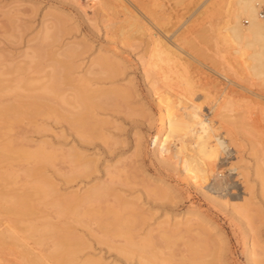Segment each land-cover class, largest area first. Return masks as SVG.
Listing matches in <instances>:
<instances>
[{
    "label": "rangeland",
    "instance_id": "obj_1",
    "mask_svg": "<svg viewBox=\"0 0 264 264\" xmlns=\"http://www.w3.org/2000/svg\"><path fill=\"white\" fill-rule=\"evenodd\" d=\"M126 7L129 9H126ZM226 7L227 0H0V55L2 56V59L5 58L7 61H10L9 63L12 62L13 64H17L18 62V66H24V64L28 66L27 62L29 60L27 55L32 53L31 47L35 46L33 43H35L43 35L44 26H46L48 23V28H51L52 21H56L54 22V25H56L59 20L58 18L61 17L62 24L60 23L61 29H59L61 31H57V36H54V34L53 36L50 35L55 37L58 42L53 40V43L51 42L52 40L48 39L47 41H43L42 45L45 47V49H49L50 46L48 47V45L54 44L49 49L51 57H54L55 53L56 56L57 53L60 52V54L66 53L67 49H70L69 46H72L71 49H75V52H80V54L76 53L77 56L75 55L74 59H72L73 57L71 58L73 60L71 61L74 64V70L70 73V80H74L76 82V79L80 80V78H88V80L90 79V83L87 79L86 80L88 81L89 85H91L88 86L91 87V89L94 86V88H99V90L102 91L122 88L123 90H126V94L128 93L126 95L127 99H124L122 102H117L118 105L116 107H112V104L114 103H110L111 106L108 104L105 106L104 104L102 108H97L94 110L93 114L97 119L106 121L103 128L100 129V133L103 135L104 141L101 139H95L90 141L92 144L90 142H79L82 139L77 136L78 134L75 132L74 128L70 126V124L64 120L43 115H34L32 118H28V120H24L21 123L19 122V124L17 126L15 125L16 127L14 126V129L10 131L11 138L14 136L13 138L15 143L23 150L26 149L28 151H33V149L37 148L38 146H44L46 151L55 150L58 152V155H60V153L62 154L64 152L66 153L67 151L74 150L84 154L88 158L90 157L89 159L94 161V166L91 173L86 175H76L77 177L74 176V179L72 178L71 181L66 180L63 177V174H66L71 170L70 168L72 167V164H70L68 161L61 160L59 157L48 161V164H46L43 171L45 172L46 176L49 177L52 183L55 184L54 186L59 191V194L62 195L82 193L95 184L113 180L114 177L111 175V178L110 175L108 176V174H105V170L103 172L102 169H105L106 165H114L113 162L120 156L129 159L130 161L127 160L128 162L136 159L139 160L140 165L139 163H137L138 165L136 164L138 167L136 166L135 169H129L127 173L121 174V178L118 179L115 177L113 180L118 185L117 186L115 184L113 187L115 192L117 194L119 193V195L121 193L125 200L128 199V201L131 200V202H135L136 208L133 207L130 210L126 209L127 211L124 210L123 212H120L124 216V220L122 219L123 222L120 219V221L112 223L110 221L108 222L107 219L102 218V221L86 220L80 224L71 221H64L73 225H66L64 222V224H59L60 227H63L64 229L68 228L71 230V232H73L71 234H74V238L69 240V237L66 239V242L68 241L69 244L71 242V244L83 242V244H85V249H83L81 253L77 254L76 257L83 259V257L87 258L91 255H94V257L101 256L103 260L107 261L109 264L112 260H114L115 257L118 258V261H123L124 258L122 256L126 255L129 260H125H128V262L130 261V264H139V262H141L140 264H142V262L143 264H164V262L166 264H171L170 262L175 264V261L177 260L176 258L179 260V258L182 256H191L192 252L194 251H196L195 255L197 257L202 258V251L206 250V252L203 253L204 256L202 259L206 258L205 260H209L211 255L210 252L213 251V245L215 247V245H217L219 242V239L216 240V237H214L216 235L215 231L209 230L208 227H203L202 234L200 231V233H196V230L190 232L180 230L178 232L174 231V233L171 227L170 229L166 227V231V229L164 230L163 228H158L159 225H157L159 221L161 222V220L164 219L163 214L165 215L170 213L169 216H171L174 214L183 213L186 209L193 207L205 215L207 219L212 220L218 225L220 231L223 233L229 244L230 259L234 264H245L243 245L245 242L244 225L246 223V225L249 224L250 228L253 227V232L255 231L256 234L264 236V201L262 198H258L256 195L250 197V202L252 205L249 206V212L246 216V219L242 218L245 221V224L244 221L240 222V220L235 219L233 216H231L228 210L226 211L224 207H222L220 204L217 205L216 202H212L210 199V197H215L221 202L225 200H232L239 203L241 201H239L241 197H246V187L244 183L241 182L243 179L235 174L230 175V177L227 174L230 172L229 169L231 168L233 162L236 161L239 164H243V162L239 161V158L245 160L241 161H244L245 165L247 163L248 166L246 167V170L252 173V168L257 165L256 163L259 161L257 159L260 158H258L261 153L259 149H264V82L261 80L259 81L257 78L255 79L253 76H251L246 68H244L246 72H243L244 69L242 66H239L242 63V61L240 62L241 59L238 60L240 58V54L235 53L237 50H239V47L236 45V43L234 44V42H231V38H228L229 33L226 35L227 32L224 31L223 24L225 21ZM46 13L49 14V17H51V14L53 15V13L59 17H56V20L55 18H52V20L48 17V21L46 22ZM128 13L131 16H133L135 13L134 16L139 22V25L142 26V29H140L139 32L135 33V29L132 30L128 26V18H131ZM259 14L264 18V6L261 8V10H259ZM9 15L10 17H8ZM220 24L222 25L223 30L221 26H219ZM242 24L246 26L247 21L242 19ZM57 26L59 28V24H57ZM55 28L53 26L54 32L56 29H58ZM48 31L52 34L50 29H48ZM119 32H121V34ZM10 35H13L14 38ZM222 37L228 40L223 39ZM32 38L35 41H33ZM225 41H227V43H225ZM45 42H51L52 44H45ZM64 47H68L66 48V51ZM154 47L157 49V52L155 50V54H157L158 51L163 52L166 50V48H169L180 57H178V59L172 60L168 64L163 61H159L157 62L156 67H151L152 65L149 64L155 60V57H152V54L154 53ZM236 47H238L237 50ZM47 49L45 51L48 53ZM51 51H53V54ZM177 51L180 55L177 53ZM99 54L112 57L111 59H113V61L116 60L117 62H115L120 64V71L118 70L117 74H112L110 76L111 78H107L109 75L93 74L92 72L95 71H93V68L91 71L89 65L94 58L96 59L99 56ZM46 55L48 56V54ZM162 55L161 58L164 59L165 56L163 57ZM48 57L50 59V56ZM235 57L238 61L234 59ZM44 58L42 60V65L44 66V69L42 70L43 73L39 72L38 75V72L34 70V76V72L31 70L32 65L34 64H30L31 69L28 70L31 72H28V75H33L29 77L38 79L41 84L47 81L46 76L43 77L45 74L44 70H47L46 72L50 70V68L47 66L45 67L49 59L47 58L48 60L46 59L45 62ZM229 65L231 67H229ZM232 65L236 67L233 68ZM235 69L239 70L240 72L238 73ZM234 70L236 71V75L234 74ZM247 72L248 75L245 74ZM163 76L171 77L170 79H165ZM175 76H190L192 79L191 88L186 89L185 85H183L184 83H182L183 80L181 79V81ZM172 79L175 81L173 82ZM66 83H68V85L65 86ZM66 83L64 86L62 85L63 87H61L64 89V95L70 98L73 95L71 93L72 89H70L72 87H69L71 85L69 82L66 81ZM181 88L183 90H181ZM203 88H205L204 91ZM153 91H156V93L160 95L166 93H168L169 96L172 95L170 99L174 102L178 101L177 95L181 94V92L183 96L187 94L185 97L191 102L201 105L200 107H202V116H207L206 118L209 119L211 118L210 120L212 122L214 120L213 124H217V126L219 125L222 127L220 128L222 131L219 129V134L222 133L221 135H225L224 137H226L225 139L230 150L228 149L227 153L220 154V158L222 159L216 163V168H213L212 172L214 173H212V177L209 178L205 183H202V186L204 187H202L201 190L196 187L194 188V186L183 181V178L180 174L176 173L177 175H175L174 173H168L167 171L165 172L164 170H161V167H159L158 164L152 159L151 141L154 133L157 131V124L155 125L154 122V125H149V123L152 121L151 119L156 118V113H158L156 101H154L156 97L152 95L154 93ZM174 91L178 94L175 95ZM223 91L224 93H222ZM219 93H222V95L224 94L225 96L227 95V100L224 99L226 98L225 96H221ZM206 96L208 98L202 100ZM230 100H233V102H230ZM61 102L62 101H60V103ZM215 102L219 103L216 104ZM222 103L225 104V107ZM64 104L65 103L61 105L64 110L67 108L71 111L76 109L74 110L76 112L80 110V107L79 110H77V108H71L72 106L69 107L70 105L64 106ZM215 104L219 109L216 107L213 109ZM56 105L58 106V104ZM62 108L57 107V109H60V111L63 110ZM215 109L218 111H215ZM220 110L223 112L222 114ZM216 113L218 114L216 115ZM219 113L221 114L220 122V119L215 121L216 117L220 118V116L218 117ZM151 114L152 116H150ZM224 115L228 116L226 118L231 123L230 125L228 124L229 122L224 123L226 120ZM223 118L225 119L224 121L222 120ZM217 121L221 124H218ZM232 124L234 125V129ZM22 125L24 129L22 127L20 128ZM227 127H229V129L231 127L232 128L229 130ZM223 129L227 130L225 131ZM227 131L228 133L231 132L229 135L232 134V137H236H230V139H227V136L229 135L224 134V132L227 133ZM236 133L237 135H235ZM136 135L143 137L142 149L139 155L135 153L134 149L135 139L136 137L138 138ZM5 138L6 137L3 139ZM241 140H243L244 143H241ZM231 141L233 143L237 142L238 148L240 147V150L236 149L237 144L234 143V146ZM20 142L22 144H20ZM251 143H254L259 148L256 147L258 148L257 150L253 149L251 151V149L255 146H251ZM242 144L246 145L244 146L245 148L242 147ZM250 147L252 148L250 149ZM248 149H250L251 152L255 151L253 153L254 155L252 154L253 158L249 156V153L251 154V152ZM258 150L260 153L257 152ZM238 154L240 155L239 157ZM241 156H243V158ZM254 156H257L256 161ZM236 159H238V161ZM18 160H16L17 162H12L13 171H15V174L18 172V178L15 179L16 182L12 186L16 189L19 187V190H21L26 183L31 185L29 183L35 179L34 175H29L30 173L27 174L29 176L26 178V174L23 175V171L21 170L25 168H31L34 164L31 163L32 161H28L26 165L25 161H20V159ZM97 160L99 161L97 162ZM0 170L3 172V170L5 171V168L3 167ZM226 175L228 177H226ZM126 176L127 178L125 179ZM159 176L176 188V193L169 195L168 199H170V201H165V203L164 201L159 202L154 198L152 199V197L148 196L147 192V185L157 186L159 184L154 179V177ZM252 176V174L249 176L250 185L251 183L253 184ZM213 183H221L223 187L221 186V188L216 190L213 186ZM198 184L199 182L197 185ZM206 195L208 196V199ZM35 198H32V203H34ZM171 198L172 200L174 199V201H171ZM38 201H40L39 198H36L34 204H37V206L40 203ZM110 201L108 202L109 204L107 203L108 205L113 204ZM256 204L257 206H255ZM258 206L259 209H257ZM138 207L140 210L139 212L137 210ZM132 212L133 214L134 212H138L140 214L138 217L139 219L127 217L128 213L132 214ZM126 213L127 215H125ZM142 214H144V216ZM44 215L53 216L54 214H52L51 210L48 208L47 210L43 209L42 214L39 213L37 215L38 219L35 221V224L38 221L36 224L38 227L44 224V220L42 219ZM103 219L106 221H103ZM55 221L56 219L53 222ZM139 221L141 222L139 223ZM103 227L106 228L102 230ZM15 228V232L13 233L14 235H12L13 237L6 239V242L3 244V246H0V264H24V259H28V264H44L45 262V264H56L60 258L64 259V253V255L58 253L61 257H59L57 253V255L54 254L51 256L49 255L51 254L49 251H51L52 244L56 240V237L58 239L59 236H62L60 239H65V230L58 235L55 233L57 236H51L52 233H45L46 231L45 229L43 230L44 227H42L41 230L39 229L36 231L38 233L34 232L33 234L31 233L27 236L24 234V232H22V224H15ZM105 229L106 231L108 230L107 235L106 231H104ZM169 231L171 234L167 235L166 233ZM123 232H125V234H123ZM41 233L43 234L42 237ZM100 235L101 237H99ZM124 235H126V239H124ZM162 237H164L163 240ZM207 237H213L214 239L212 238L211 241L210 238L207 239ZM52 239L54 241H52ZM195 240L197 241V244H195ZM36 241L38 242L35 243ZM169 241L171 242L169 243ZM200 241L203 242L200 243ZM127 242L129 244H125ZM143 242L145 244H143ZM15 243L18 245L16 246ZM133 243L135 244L134 246L136 248H132ZM204 243L209 244V251L207 249V245ZM27 247L30 249V251L27 250ZM119 247H123V249H125L121 256H119V254L116 255V252L113 249ZM202 247H205V249ZM126 251L129 253L127 252L126 254ZM38 254L41 257H37ZM198 254H200V256H198ZM205 255L207 256L205 257ZM126 256L125 258H127ZM172 257H175V261L174 258L171 259ZM30 259L32 262L29 261Z\"/></svg>",
    "mask_w": 264,
    "mask_h": 264
},
{
    "label": "bare ground",
    "instance_id": "obj_2",
    "mask_svg": "<svg viewBox=\"0 0 264 264\" xmlns=\"http://www.w3.org/2000/svg\"><path fill=\"white\" fill-rule=\"evenodd\" d=\"M263 6H264V0H227V7L225 10L226 11L225 12V21L223 24L224 31L227 32L226 35H228V33H229L228 38H231V40H232L231 42H234V44L236 43V45H238V47H239V50H237L238 47H236L237 51L235 52L236 54L237 53L240 54L239 55L240 58L238 57L239 58L238 60L241 59L240 62L242 61V63L239 66H242L243 69L246 68V70L249 72V74L251 76H253L255 79L257 78L259 81L261 80L262 82H264V18L261 17V15L259 14V10H261V8ZM100 7H101V5H100ZM102 7H103V5H102ZM126 9H129V8L126 7ZM104 11H105V9H104ZM54 15H55L54 13H53V15L51 14V17H49V14L45 15L47 17L46 22L48 21V17L50 19L55 18V20H56V17L57 18L59 17L58 15H55V16ZM134 15H135V13L133 14V16L130 15L131 18H128L129 21H127V23L129 22L128 26L132 30L135 29L134 32L136 33V32H139L140 29H142V26L139 25V22L137 21V19ZM8 17H10V15ZM7 19H9V18H7ZM58 19L59 20L56 23V25H54V22H56V21H54V22L52 21L53 24L51 23V25H52L51 28L50 27L48 28V26H47L48 23H47L46 26H44L43 35L41 34L42 36L36 41L37 44H36V42L33 43V44H35V46L31 47L32 53L27 55L28 60H29L27 62L28 66L25 65L24 63H23L24 66H21V65L18 66L17 65L18 62H17V64H13L12 62L9 63L10 61H7L5 58L2 59L1 58L2 56L0 55V169H2L3 167L5 168V171L3 170V172L0 170V246L1 247L3 246V244L6 242V239H10L11 237H13L12 235H14L13 233L15 232V229H16L15 224H18V223L23 225V228H22L23 231L22 232H24V234H26L27 236H28V234H31V233L33 234L34 232L38 233L36 231L39 229L41 230L42 227H44L43 230L45 229V231H46L45 233H48V234L52 233L51 236H53V235L55 236L56 234L58 235L59 233H61L65 230V232H64L65 233L64 234L65 239L61 240L60 238H62V236H59L58 239L56 237L55 241L52 239V241H54V243L52 244L51 251H49L51 254L48 253L51 256L54 254L57 255L58 253H61V254L64 253L65 254L66 258L65 257H63L64 259L60 258L62 260L59 259L56 262V264H108V262L104 261L101 256L100 257L95 256L96 257L95 258L94 255H91V256H88L87 258L83 257V259L76 257L77 254L81 253L83 251V249H85L84 248L85 244H83V242H78V243L76 242L74 244H71L72 242L70 244L68 243V241L66 242V239H68L69 237H70L69 240L71 238H74V236H73L74 234L72 235L71 233H73V232H71V230H69L68 228L64 229L63 227H60L59 224L63 223L64 221H71V222H75V223L80 224L86 220L99 221L102 218H105V219H107L108 222L110 221L112 223L118 222V221H120V219L124 220V218H123L124 216L120 212H123L126 209L130 210L133 207L136 208L135 202L133 203V202H131V200L128 201V199L125 200V198L121 195V193H120V195H119V193L117 194L115 192V190L113 189L114 185L116 184L115 181H113V180L115 177L118 179L121 178L122 177L121 174L127 173V171L129 169L130 170L132 168L135 169L136 166L138 165L137 163H139V165H140L139 160L136 159V160H133L131 162H128L127 160H129V159H126L125 157L120 156L113 162L114 165H112V164H111V166L106 165L105 169H102L103 172L105 170V174H108V176L110 175L111 178L113 176L114 177L113 180L105 181L103 183L101 182L100 184H95L86 190L84 189L85 191L83 190L84 192H82V193H77V194L74 193L73 195L71 194L72 196L70 194L62 195V194H59V191L54 186L55 184L52 183V181L49 179V177L46 176L45 172L43 171L46 164H48V161L54 160L55 158L59 157L61 160L68 161L70 164H72V167L70 168L71 170L68 173H66L67 172L66 171L65 172L66 174H63V177L66 180H70V181L72 180V178L74 179V176H76V175H86L88 173H91V171L93 170L94 161L89 159L90 157L88 158L84 154L77 152V151H74V150L73 151H67L66 153L64 152L62 154L60 153V155H58L57 154L58 152H56L55 150L46 151L44 146L43 147L38 146L37 148L33 149V151H28L26 149L23 150L22 148H20V146L18 147V145L14 141V138H13L14 136L11 138V134H10V131H12L14 129V126L15 125L17 126L19 124V122L21 123L24 120H28V118H30V117L32 118V116H34V115H43V116H51V117L66 121L68 124H70V126H72V128H74L75 132L78 134V135L77 134L76 135L82 139L79 142L82 141L85 143V142H90V141L95 140V139L103 140V135L100 133V129L103 128L106 121L97 119L95 117V115L93 114L94 110L97 108H102L104 106V104H105V106L107 104L109 106H111V104L114 103V104H112L113 105L112 107H116L118 105L117 102H122L124 99H127L126 95L128 93L126 94V92H125L126 90H123L122 88L121 89H115V90L113 89V90H107V91L103 90L102 91V90H99V88L98 89L94 88L95 86L92 89H91V87H88V86H91V85H89L90 79L88 80V78L84 79V78L79 77L80 80L76 79V82L74 80L73 81L70 80V76H71L70 73H71V71L74 70V64L72 63V61H73L72 59H74L75 55L77 56V54H80V52H75V49H73V48L71 49L72 46H69L70 49H67L66 53L60 54L61 53L60 52V53H57V56H56L55 52H57V51H55L54 52L55 56L51 57V53L49 52V49L52 45H54L51 42H53V40L58 42L57 39L55 37H52V36H53V34H54V36L55 35L57 36V33L59 31H61V30H59V29H61V24H62L61 23V17ZM242 19L243 20L245 19L247 21L246 26H244L242 24ZM43 22H45V21H43ZM57 24H59V28H58ZM53 26H54V28L55 27L58 28V29L55 28L56 29L55 32L53 31L54 30ZM125 26H126V24H125ZM219 26H221V28L223 30L222 25L220 24ZM45 29H47V30H45ZM48 29L51 30L52 34L48 31ZM10 32H11V30H10ZM119 33L121 34V32H119ZM50 35H52V36H50ZM10 36L13 37V35H10ZM58 37H60V36H58ZM48 39H50L52 41L48 42V43L45 42V44H52V45H48V47L50 46L49 49L46 48L48 51V53H47L45 51L46 49L42 45V43H43V41H45V40L47 41ZM223 39H226V38H223ZM32 40H33V38H32ZM226 40H228V39H226ZM33 41H35V40H33ZM225 43H227V41H225ZM228 44H230V43H228ZM76 47H77V45H76ZM64 48H63V50H64ZM66 48H68V47H66ZM66 48H65V51H66ZM68 50H72V51H68ZM73 50L75 53L73 52ZM153 50H154V53L152 51V53H153L152 57H155L154 59L156 61L154 60L152 63L149 64V65H152L151 67H156L157 62H159V61L160 62L163 61V62L168 64L172 60L178 59V57H180L175 52H173L172 49L170 50L169 48H166V50L163 52L158 51L157 54H155L157 52V49L155 47ZM155 50H156V52H155ZM51 52L53 54V51H51ZM49 53H50V55H49ZM177 53H178V51H177ZM46 54H48V56H50V59ZM101 54H102V52H101ZM101 54H99V56L96 59L94 58L91 61V64L89 65L91 71H92V68H93V71H95L92 73L93 74L95 73V74L109 75L107 78H109L112 74H117L119 67H120L119 66L120 64L116 63L117 62L116 60H115L116 62L113 61V59H111L112 57H108V56L101 55ZM112 54H114V53H112ZM161 55L163 57L165 56V58L164 59L161 58ZM25 56H24V58H25ZM241 57L242 58L244 57L243 58L244 60ZM43 58H44L45 62H46L47 58L49 59V61H47L46 65H45V67L47 66L48 68H50V70L48 72H46L47 70L46 71L44 70L45 74L43 75V77L46 76V78H47L46 82L47 83L43 82L41 84L38 79H35L33 77H29L32 74L28 75V72H29L28 70L31 69L30 68L31 65L34 64V65H32L31 70H33V72H34V70L37 71L38 75H39V72L43 73L42 72V70L44 69V66L42 65ZM234 59L237 60L236 57ZM236 60H235V62H236ZM232 62H234V61H232ZM243 63H244V65H243ZM237 64H239V63H237ZM229 67H231V66L229 65ZM234 67H236V66H233V68ZM235 70H234L235 75H236V71L238 73L240 72L239 70H236V71ZM246 70L244 69L243 72H246ZM248 72L245 74L248 75ZM29 73H31V72H29ZM34 74H35V72L33 73V75ZM163 77L165 79H170L171 76H163ZM175 77L177 79L179 78V80H181V79L183 80L182 83H184L183 85H185L186 89L191 88L192 79L190 78V76H175ZM172 78H173V76H172ZM86 79L89 81V83ZM66 81L69 82L71 85L73 84L72 86L71 85L69 86V87H72V88H70V89H72L71 93L73 94L72 97H70L71 99L68 98L66 95H64V92H63L64 89H62V87L64 86ZM174 81L175 80H173V82ZM181 81H180V83H181ZM74 82H75V84H74ZM36 85H38V86H36ZM66 85H68V83H66L65 86ZM87 87L90 89H88ZM204 89L205 88H203V91H204ZM158 90H159V88H158ZM181 90H183V89L181 88ZM153 92L154 93L152 95L154 97H156L154 99V101H156L158 113H156L157 116L155 119H151L152 121L151 122L149 121L150 123L148 122L149 125L153 124L154 122H155L154 123L155 125L157 124V131H156V133H154V135L152 137V141H151L152 142V153H151L152 159L154 160V162H156L158 164L159 167H161L160 168L161 170H164L165 172L167 171L168 173H174L175 175H177L176 173H178L182 176L183 181L194 186V188L196 187L199 190H201L202 187H204V186H202V183H205L206 181H208L209 178L212 177V175H213L212 173H214V172H212L213 168H216V166H217L216 163L220 159H222V158H220V154L227 153V150L229 149V145L227 144V141L225 139L226 137H224L225 135L224 136L221 135L222 133L219 134V129L222 127L219 125L217 126V124H213L214 120L212 122L210 120L211 118L209 119V118H206L207 116L206 117L202 116L203 114H201V109H202V107H200L201 105H198L197 103L194 104V102H191L188 98L185 97L187 94L185 96H183L182 92H181V94H178L177 92L174 91L175 95L178 94L177 95L178 101L176 100L177 102H174L170 99L172 95L169 96L168 93L160 95V94L156 93V91H153ZM191 92H190V95H191ZM206 92H207V89H206ZM66 93H68V92H66ZM222 93H224V91ZM222 93L221 94L219 93V95L225 96L224 94L222 95ZM225 97L226 98H224V97H222V98L227 100V95ZM194 98H195V96H194ZM206 98H208V97L206 96L202 100H205ZM211 100H212V98H211ZM60 101H62L61 102L62 104L65 103L64 106L70 105L69 107L72 106L71 108H77V110H79V107H80V110L77 112L74 111L76 109L71 111L70 109L68 110V108H67L66 110H64L61 107L62 104L60 103ZM231 101L233 102V100H230V102ZM238 102H239V100H238ZM59 103H60V105H59ZM218 103H216V104H218ZM56 104H58V106ZM216 104L213 107V109L216 107ZM223 105L225 107V104H223ZM220 106H222V105H220ZM57 107L58 108L60 107L63 110L61 109L62 111H60V109H57ZM211 109H212V107H211ZM217 109H219V108H217ZM217 109H215V111ZM57 110H59L60 112ZM111 111H113V110H111ZM220 112H221V110H220ZM222 113L223 112H221V114ZM211 114H212V112H211ZM217 114L218 113H216V115ZM221 114L219 113L218 117ZM204 115H205V113H204ZM150 116H152V114ZM224 116H222V117H224ZM209 117H211V116H209ZM226 117H228V116H225V118ZM216 118H215V121L218 119H220L219 122L221 121V116H220V118H217V119ZM222 120L224 121L225 119L223 118ZM219 122H218V124H221ZM225 122L226 123L229 122L227 118L224 121V123ZM232 122H234V121H232ZM228 124L230 125L231 123L229 122ZM222 125H223V123H222ZM21 127L23 128V125L20 126V128ZM223 128H224V126H223ZM227 128L229 129V127H227ZM233 129H234V125H233ZM69 130H71V129H69ZM223 130H225V129H223ZM229 133H231V132H229ZM229 133H228V131H227V133L224 132V134H226V135L227 134L229 135ZM231 135L227 136V139H230V137L231 138L236 137V136L232 137ZM235 135H237V133ZM136 136H138V138L136 137V139H135V144H134L135 148L134 149H135V153L139 155L141 153V149H142V138L143 137L140 135H136ZM4 137H6V138L3 139ZM236 139H238V138H236ZM22 140H23V138H22ZM232 143H231V145H232ZM234 143L237 144V142H234ZM241 143H244V141L241 140ZM20 144H22V143L20 142ZM84 145H86V144H84ZM254 145H255L254 143L253 144L251 143V146H254ZM234 146H235V144H234ZM244 146H246V145L244 144L242 147H244ZM236 147H235L236 149L240 148V147L238 148V144ZM256 147H258V146L255 145L253 148L250 147V149L252 148L251 151L253 149L257 150L259 148V147L258 148H256ZM250 149H248V150L250 151ZM259 150L261 153L259 152ZM259 150L257 152L260 153L261 156L260 155L258 156V158L260 157L259 159L256 158L257 156H254L255 161H256V159L259 161H257V163H256L257 165L254 166V168H252L253 172L250 170L252 173H250V172H248V170H246V167L248 165H247V163H246V165L244 164L245 160L239 158V161L243 162V164L242 163L239 164L236 161L233 162L231 168L229 169L230 172H228V174H227L229 177H230V175L235 174V175H238V177H241V179H243V181H241V182H243L245 187H246L245 191H246L247 196L246 197L243 196V197H241V199L238 198L239 201L241 200L239 202L240 204L238 202H235L232 200L231 201L225 200V201L221 202V201H219V199H217L215 197H210L212 202L213 201L216 202L217 205L220 204L222 207L225 208L226 211L228 210V212L231 214V216H233L237 220H240V222L241 221L243 222L244 221L243 219L244 218L246 219V216L248 215L249 206L252 205L250 202L251 201L250 197H253V195H256L258 198H262L264 201V149H259ZM254 152L255 151L251 152V154L249 153V156H251L253 158L252 154ZM255 155H256V153H255ZM239 156L240 155L238 154V157ZM241 157L243 158V156H241ZM18 159H20V161H22V160L25 161L26 165H27L28 161H32L31 163L34 164L33 167H31V165H30L31 168H25L21 171H23V173H22L23 175L26 174V178H28L27 176H29V175L30 176L34 175L35 179H33L29 184H31V185L36 184V185L31 186V185H28V183H26L25 186L21 190H19V187L16 189L12 186L16 182L15 179L18 178V172H17V174H15V171H13V169H12V162H15ZM236 160L238 161V159H236ZM241 160H244V161H241ZM98 161L99 160H97V162ZM246 162H247V160H246ZM13 167H15V166H13ZM96 171H94V172H96ZM28 173H30V174L27 175ZM249 173L253 175L252 176L253 177V179H252L253 184L251 183V185H250V179H249L250 174ZM227 175H226V177H228ZM219 176H220V174H219ZM222 176H225V175H222ZM126 178H127V176L125 177V179ZM154 179L159 184L157 186L156 185H152V186L147 185L148 196L152 197V199L154 198V199L158 200L159 202L164 201V203H165V201H170V199H168V196L176 193V188L174 186H172L170 183H168L167 181H165L160 176L154 177ZM221 181H223V180H221ZM198 182H199V184L197 185ZM143 183H144V181H143ZM150 183H151V181H150ZM128 184H130V183H128ZM28 186H30V187H28ZM213 186L216 190L221 188V186L223 187V185H221V183H217V184L213 183ZM29 196L30 197L32 196V197L30 198ZM33 196H35V197L37 196L36 198H39L40 201H38V202H40V203L38 204V206H37V204H34L36 201V198ZM206 197L208 199L207 195H206ZM32 198H35L34 203H32V201H33ZM110 200H112L113 202ZM109 201L113 204L108 205ZM171 201H174V199L172 200V198H171ZM255 206H257V204ZM251 207H254V206H251ZM47 208L49 210H51L52 214H54V215L53 216L52 215H44L42 217V219L44 220V224L43 225L40 224L42 227L41 226L38 227L36 225L38 221L35 224L36 219H38L37 215L39 213L42 214L43 209L47 210ZM257 209H259V206ZM137 210H138V212L140 211L139 207L137 208ZM138 212H134V214H133V212H132V214L128 213L127 217H133V218L139 219L138 217L140 214ZM125 215H127V213ZM142 215L144 216V214H142ZM169 215H170V213H167L165 215L163 214L164 219L161 220V222L159 221L160 222V223L158 222L159 224L157 223V225H159L158 228H163L164 230L166 229V231H167L166 227H168L169 229L171 227V229H173L172 230L173 232L174 231L178 232L180 230L190 232V231L196 230L197 231L196 233L201 232V234H202V231H203L202 228L208 227L209 230L215 231L216 235L214 237H216V240L219 239V242L217 243V245H215V247L213 245V249H212L213 251L210 252L211 255L208 254V255H210V257H209L210 259L208 258L209 260H205L206 258L202 259L204 256L203 253L206 252V250L202 251L203 252L202 258L197 257L195 255L196 251H194V252L191 251L192 254L189 253V254H191V256H187V257L182 256L183 258L181 257V258H179V260H178V258H176L177 259L176 261H175V257H172L171 259L174 258L175 264H234L233 261H231V259H230L231 257H230L229 244H228L226 238L224 237L223 233L220 231V229L216 223H214L210 219H207L205 217V215L200 213L194 207L186 209L183 213H178V214H174L171 216H169ZM55 219H56V221L53 222ZM105 219H103V221ZM123 220H122V222H123ZM140 222L141 221H139V223ZM64 223L66 225L70 224L67 222H64ZM86 224H88V223H86ZM244 224H245V221H244ZM246 224L244 225V227H245V242L243 245L244 246L243 254H244L245 264H264V236L256 234L255 231L253 232V230H252L253 227L250 228L249 224L248 225H246ZM70 225H73V224H70ZM250 226H251V224H250ZM74 227H76V226H74ZM106 227H103L102 230ZM113 227H112V229H113ZM87 229H88V227H87ZM109 229H110V227H109ZM114 230H115V228H114ZM104 231H106V229ZM16 232H18V231H16ZM107 232H108V230L106 231V235H107ZM169 232L168 233L164 232V233H166L167 235L171 234V232L170 233ZM148 233H149V231H148ZM174 233H173V235H174ZM118 234H120V233H118ZM123 234H125V232H123ZM123 234H121V235H123ZM89 235H90V233H89ZM30 236H32V235H30ZM35 236H36V234H35ZM42 236H43V234L41 233V237ZM77 236H75V237H77ZM110 236H111V234H110ZM124 236H125L124 239H126V235H124ZM178 236H180V235H178ZM206 236H205V238H206ZM39 237H40V234H39ZM99 237H101V235ZM37 238H38V235H37ZM163 238L164 237H162V240H163ZM208 238H210V237H207V239ZM212 238H210V240ZM142 240H143V238H142ZM83 241H84V239H83ZM37 242L38 241H36L35 243H37ZM170 242L171 241H169V243ZM202 242L200 241V243H202ZM206 243H208V242H206ZM215 243H216V241H215ZM125 244H129V243L127 242ZM143 244H145V243L143 242ZM195 244H197V241ZM17 245L18 244H16V246ZM132 245H133L132 248H134L135 244L133 243ZM205 245H207V249H208L209 244H205ZM49 246H51V245H49ZM119 246H120V244H119ZM140 246H142V245H140ZM201 246H202V244H201ZM210 246H212V245H210ZM23 247H26V246H23ZM117 247H118V245H117ZM47 248H49V247H47ZM7 249H6V251H7ZM37 249H39V248H37ZM87 249H90V248H87ZM113 249L115 250L116 255L119 254V256H121L125 250V249H123V247L122 248L121 247L113 248ZM203 249H205V247ZM27 250L30 251L29 248ZM188 250H190V249H188ZM193 250H194V248H193ZM208 251H209V249H208ZM127 252L128 251H126L125 253L127 254ZM166 254H168V253H166ZM58 256H59V254H58ZM125 256H122L124 258L123 261L121 260L122 262L118 261L117 260L118 258L115 257L114 260H112L109 264H130L129 263L130 261L128 262V260H129L128 257L126 256L127 258H125ZM171 256H173V255H171ZM198 256H200V254H198ZM206 256L207 255H205V257ZM37 257H41V256L38 254ZM59 257H61V256H59ZM49 259H51V258H49ZM119 259H120V257H119ZM125 259H128V260L126 261ZM29 261L32 262L31 259ZM131 262H132V260H131ZM34 263H36V262H34ZM140 263L141 262H139V264ZM170 263L172 264V262H170ZM24 264H28V259L27 260L24 259ZM142 264H143V262H142ZM164 264H166V263L164 262Z\"/></svg>",
    "mask_w": 264,
    "mask_h": 264
}]
</instances>
